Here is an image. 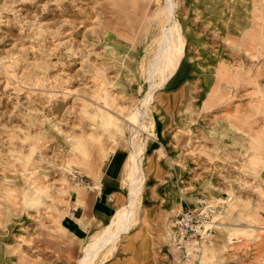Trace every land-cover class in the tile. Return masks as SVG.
Segmentation results:
<instances>
[{"label":"rangeland","instance_id":"1","mask_svg":"<svg viewBox=\"0 0 264 264\" xmlns=\"http://www.w3.org/2000/svg\"><path fill=\"white\" fill-rule=\"evenodd\" d=\"M166 3L0 0V264H79L85 245L115 230L107 226L130 203L132 133L145 139L133 223L90 264H264V133L259 148L250 139L241 157L222 154L230 165L214 169L208 108L200 115L195 100L184 107L183 95L170 90L186 45L180 25L178 65L170 61L173 71L145 107L149 121L135 131L136 109L161 78L151 71ZM249 85L232 102L234 120L250 135L256 116L244 114L260 102L264 120V84L260 92ZM163 115L172 131L156 138ZM88 191L104 196V218L88 205L82 212ZM197 197L219 203L214 236L178 243L174 217Z\"/></svg>","mask_w":264,"mask_h":264},{"label":"crops","instance_id":"2","mask_svg":"<svg viewBox=\"0 0 264 264\" xmlns=\"http://www.w3.org/2000/svg\"><path fill=\"white\" fill-rule=\"evenodd\" d=\"M176 6V17L186 45L170 90L183 95L184 107L189 99L195 100L192 105L200 109V115L204 113L203 108H208L209 131L214 132L209 143L210 163L214 159V169L218 166L221 169V165H230L221 162L222 154L241 157L248 151L250 139L254 138H257V148L260 147V122L264 121L260 119V102L255 109H246L244 114L247 118L249 114L256 116L257 129L250 135L248 129L243 131L234 120L236 104L232 102L234 96L236 99L241 96L244 87L249 89V84L256 92H260V84H264L260 76V3L258 0H177ZM156 115L155 112V120ZM161 121L159 119L166 127L155 137L163 139L169 136L172 128L168 127L169 117L163 115ZM222 140H230L235 146L225 145ZM251 144H254L252 140ZM256 154L260 155V150ZM89 191L84 194L88 204L80 206L82 212L88 205L104 218V196H93Z\"/></svg>","mask_w":264,"mask_h":264},{"label":"bare ground","instance_id":"3","mask_svg":"<svg viewBox=\"0 0 264 264\" xmlns=\"http://www.w3.org/2000/svg\"><path fill=\"white\" fill-rule=\"evenodd\" d=\"M176 7L177 6H176V3L174 0H167L166 5L163 8H160L163 11V14H165V16H166V24H165V29H164V32L162 35L163 39H162L161 45L157 51V55L155 57V62H154V65H153V68L151 71V75L157 69L158 71H160L161 78H159V81H156L155 83L150 84V88H149L148 92L146 93V95L144 96V100L142 102H140V105H138V109H136L135 114H136V116H138L137 117L138 123L135 127L136 128L135 131L136 130L139 131L140 128L144 127V124H146V121H149L148 120L149 118L145 117V114H146L145 113L146 112L145 107L146 106L148 107V103L151 102V100H152L151 96L153 95V91L157 87H159L161 85V83L164 82L169 77L171 72L173 71V68H169L170 61L174 60V68H175V66L177 65V63L180 59V56L182 55L183 40L181 39V34H180L179 29H178L179 22H178L177 17H176V11H175ZM7 74H9V73L7 72ZM230 75H232V73ZM222 77H224V76H222ZM232 78H234V77H232ZM60 91H63L62 93L65 95L70 93L69 90H62L61 89ZM141 115H142V117H141ZM121 118L123 119V117H121ZM109 127H111V126H109ZM261 132L264 133V130L260 131V133ZM135 136H136V133L131 134V143L133 146V150L131 151L132 166H133V172H132L133 173V176H132L133 179H132V184L130 186V203L125 205L124 207L120 208L117 211L115 218L110 222L109 226H107L110 228L111 225L115 224L116 225L115 230H113L111 232H106L100 238H97L93 242H89L87 245L84 246V253L80 259L79 264H90V262L93 260L95 255L99 252V250L101 249V246L103 244H105L108 241L116 240L118 235L120 233L128 231L130 229L132 223H133L132 207H133L134 199L137 197V195L140 192L139 180L142 179L141 156L143 154V150H145V139L143 140V142H140V141L135 139ZM115 149L116 148H113V151ZM251 232H252V234H257L254 232L253 229L251 230ZM247 245H248V243H247Z\"/></svg>","mask_w":264,"mask_h":264},{"label":"built area","instance_id":"4","mask_svg":"<svg viewBox=\"0 0 264 264\" xmlns=\"http://www.w3.org/2000/svg\"><path fill=\"white\" fill-rule=\"evenodd\" d=\"M219 203H209L206 198L197 197L193 205L182 207L174 217V240L184 243L190 238L204 242L214 236Z\"/></svg>","mask_w":264,"mask_h":264}]
</instances>
